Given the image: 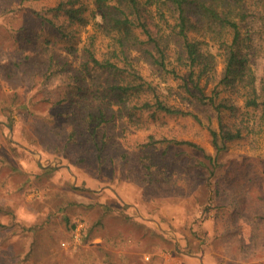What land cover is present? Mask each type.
I'll list each match as a JSON object with an SVG mask.
<instances>
[{
    "label": "rangeland",
    "instance_id": "374dc122",
    "mask_svg": "<svg viewBox=\"0 0 264 264\" xmlns=\"http://www.w3.org/2000/svg\"><path fill=\"white\" fill-rule=\"evenodd\" d=\"M58 1L0 0V264H264V0L245 1L243 22L261 102L246 105L248 87L218 81L221 54L215 74L200 81L216 101L235 104L223 119L242 130L219 155L209 131L218 126L214 107L188 104L177 81L162 82L135 49L128 67L199 119L143 113L135 126L122 109L96 128L105 140L96 149L81 113L97 100L116 109V99L81 46L91 33L99 51L107 40L98 17L73 25L80 41L60 37L42 19ZM150 153L155 181L141 178Z\"/></svg>",
    "mask_w": 264,
    "mask_h": 264
},
{
    "label": "trees",
    "instance_id": "16d2710c",
    "mask_svg": "<svg viewBox=\"0 0 264 264\" xmlns=\"http://www.w3.org/2000/svg\"><path fill=\"white\" fill-rule=\"evenodd\" d=\"M245 1L92 0L93 5L89 7L87 2L81 0H59L51 7V14L56 18L63 15L66 22L65 18L55 20L53 16L42 19L53 26L60 37L75 42L79 37L78 28L85 26L91 17H98L93 24L107 40L106 50L99 51L95 45L96 34L91 33L81 46L87 52L89 63L108 74V93L116 99V109L112 108L111 100H97L81 113V121L92 129V142L96 149L101 150L105 143L101 139L99 144L96 128L115 120L116 113L122 109V114L126 113L135 126H140L143 113L150 118L162 112L169 115L188 114L199 119L192 108L170 103L158 83L143 79L136 69L128 67L132 64V49L139 50L156 68L162 82L168 79L177 81L183 92L189 95L190 99H186L188 104L206 101L214 107L218 126L209 125V131L215 155L225 149L227 141L240 137L241 128L223 119L225 108L235 109V104L216 101V92H205L200 81L204 77L206 82L210 74H215L216 56L221 54L224 66L218 81L229 88L238 84L243 88L248 87L251 95L244 96L246 105L261 102L254 88L252 36L243 24L247 19ZM73 25H78V28ZM204 35H208V40ZM209 42L216 46L218 52L210 48ZM203 43L207 46L203 47ZM70 47L74 51L78 46ZM87 65L85 62L83 68L76 69L73 76L77 78L85 73ZM193 97L195 99H191ZM155 141L150 133L148 144ZM175 142L197 146L184 139H176ZM204 155L212 161L217 158L207 152ZM152 161L153 154L150 153L146 161L139 163L144 168L141 170L144 180L155 181L158 178V173L152 169Z\"/></svg>",
    "mask_w": 264,
    "mask_h": 264
},
{
    "label": "crops",
    "instance_id": "0c3cea01",
    "mask_svg": "<svg viewBox=\"0 0 264 264\" xmlns=\"http://www.w3.org/2000/svg\"><path fill=\"white\" fill-rule=\"evenodd\" d=\"M66 245V244H65Z\"/></svg>",
    "mask_w": 264,
    "mask_h": 264
}]
</instances>
